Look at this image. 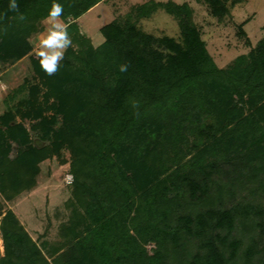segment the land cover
Masks as SVG:
<instances>
[{
    "label": "trees",
    "instance_id": "16d2710c",
    "mask_svg": "<svg viewBox=\"0 0 264 264\" xmlns=\"http://www.w3.org/2000/svg\"><path fill=\"white\" fill-rule=\"evenodd\" d=\"M99 1L58 0L71 43L54 73H45L38 57L32 61L31 79L7 94L12 101L17 91L24 92L0 117L13 120L0 128V164L14 143L13 161L28 183L42 159L69 150L75 183L87 200L85 224L62 254L65 264H164L165 256L156 253L140 259V241L151 238L163 245L180 231L201 240L194 254L186 246L179 252L190 257L186 264H254L263 241L252 238L238 261V244L222 233L232 229L234 210L210 209L198 221L182 209L173 223L169 219L173 201L184 194L190 202L200 200L214 175L264 171V37L252 45L243 27L247 19L239 23L237 34L249 50L221 67L188 2L146 0L100 26L104 39L95 46L76 19ZM203 1L218 19L230 14L228 0ZM52 2L17 0L20 19L8 0H0L1 62L30 51L28 36L47 17ZM157 8L178 19L180 39L155 36L138 25ZM16 115L30 126L14 120ZM208 117L212 120L196 131L194 126ZM30 131L40 144L33 143ZM190 134L194 140L188 146ZM13 182L21 185L17 176ZM247 211L263 225L262 207ZM3 221L7 253L20 264H41L40 248L13 212Z\"/></svg>",
    "mask_w": 264,
    "mask_h": 264
},
{
    "label": "rangeland",
    "instance_id": "374dc122",
    "mask_svg": "<svg viewBox=\"0 0 264 264\" xmlns=\"http://www.w3.org/2000/svg\"><path fill=\"white\" fill-rule=\"evenodd\" d=\"M143 1L146 0H101L76 19L79 30L89 36L93 45L96 46L104 39L100 26L117 15L124 16L133 4ZM173 1L188 2L191 5L193 20L202 30L203 38L218 66H226L237 55L249 50L243 37L237 34L239 23L247 19L243 27L252 45L264 37V0H236L233 4L232 0H228L230 14L222 20L210 14L203 0ZM58 19L64 23L60 17ZM138 25L155 36L170 35L176 39L181 38L178 19L163 8H157L151 15L139 19ZM49 27L50 21L46 18L38 21L37 27L28 36L31 44L30 51L16 60L0 61V117L13 107V102L17 98L24 94L23 91H17L12 101L6 99L7 94L19 87L25 78L31 79L32 61L38 59L35 53L40 47L39 39L46 35ZM14 120H23L28 127L30 126V122L22 119L20 115H16ZM204 120L202 118L199 124L195 125L197 127L194 126L196 131L212 119L208 117L206 121ZM9 121L13 120L6 118L2 121L0 118V128L4 129L6 122ZM30 132L33 143L40 144L39 137ZM192 140L194 138L190 134L188 146ZM5 141L11 142L10 137L6 136ZM12 144L7 151L6 162L3 165L0 164V264H20L15 256L7 253L2 223L8 211L13 212L18 220V226L25 230L30 239L40 248L39 263L65 264L66 259L62 254L67 251L74 239V232L82 230L85 224L87 200L79 183H75L70 152L68 149H63L61 156L51 154L42 159L39 162V172L32 182L24 183L26 181L24 177L27 176L24 170L13 161L16 149L15 144ZM48 144L50 147L53 146L51 142ZM184 148L185 145H183V155H185ZM0 149L2 150L1 146ZM189 155L190 153L184 157ZM207 155L209 158L213 157L210 151ZM242 170V172L231 170V174L214 175L209 193L200 200L190 202L186 194L182 199L178 197V201H173L174 211L169 219V222L173 223L182 209L184 211L187 209L186 212L191 213L198 221L199 215L201 213L206 215V211L210 209L224 207L234 210L232 229L228 233V229L224 228L222 233L228 234L229 242L238 244L236 247L238 261L243 259L252 238L264 242V219L261 226L259 216L247 211L254 206L264 209V171L247 170V168ZM69 175L70 182L66 179ZM14 176L19 178L21 185L13 182ZM204 224L205 227L209 226L206 222ZM192 226L196 229L197 225L194 222ZM200 241L199 237H192L191 234L182 231L179 235L175 233L173 237H169L163 245L151 238L141 239L139 258H149L156 253L165 256L164 264H186L190 258L188 254L192 255L200 249ZM185 246L188 248V254H180L182 249L185 250ZM260 247L263 248L261 243ZM229 249L227 251H230ZM254 264H264V250L256 254Z\"/></svg>",
    "mask_w": 264,
    "mask_h": 264
},
{
    "label": "clouds",
    "instance_id": "9594fccd",
    "mask_svg": "<svg viewBox=\"0 0 264 264\" xmlns=\"http://www.w3.org/2000/svg\"><path fill=\"white\" fill-rule=\"evenodd\" d=\"M8 8L17 11L20 19L24 18L23 13H19L17 0H8ZM62 10V4L58 0H53L46 17L50 21V27L46 35L39 39L40 47L35 53L39 57L41 69L49 75L57 70L58 61L64 57L63 50L71 43L66 25L58 19ZM123 67V65L120 66L121 70ZM66 179L70 182L71 176L69 175Z\"/></svg>",
    "mask_w": 264,
    "mask_h": 264
}]
</instances>
